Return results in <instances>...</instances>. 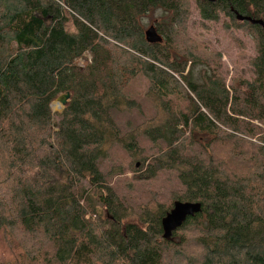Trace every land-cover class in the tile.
Instances as JSON below:
<instances>
[{
	"label": "trees",
	"instance_id": "1",
	"mask_svg": "<svg viewBox=\"0 0 264 264\" xmlns=\"http://www.w3.org/2000/svg\"><path fill=\"white\" fill-rule=\"evenodd\" d=\"M192 5L200 27L223 15L252 34L238 86L185 35ZM235 12L264 22V0H0V240L48 245L58 264H165L197 230L201 264H264V29ZM154 13L160 44L145 37ZM141 80L162 118L139 134L166 147L150 177L177 172L176 201L202 204L170 241L173 205L133 221L100 169L127 138L113 114L138 106L127 91Z\"/></svg>",
	"mask_w": 264,
	"mask_h": 264
},
{
	"label": "rangeland",
	"instance_id": "2",
	"mask_svg": "<svg viewBox=\"0 0 264 264\" xmlns=\"http://www.w3.org/2000/svg\"><path fill=\"white\" fill-rule=\"evenodd\" d=\"M191 13L185 35L191 41H197L205 56L221 65V81L223 82V73L228 86L235 81L238 86L239 80L249 78L250 62L257 56V44L245 26L238 23L236 25L222 15L220 22L207 23L203 28L198 24L199 12L194 5H192ZM67 16L71 19L68 12ZM159 17L157 13L149 15L146 19L148 30L156 24ZM85 58L79 62L82 69L86 60L90 61L88 55ZM147 91L148 85L145 80L138 81L129 87L127 95L135 98L138 106L133 110H127L124 107L123 110L113 114V119L122 136L127 138L124 143H114L108 152L107 159L100 163V169L106 175L107 182L119 196L124 207L128 208L133 221H138L142 213L154 212L160 205L169 208L184 191L175 171H161L156 177H150L151 165L155 157L159 156L166 147L163 144L154 145L145 139L142 133L139 134V131L144 130L149 123L159 122L162 118V113ZM56 104H58L57 101L51 105L55 116L64 110L63 107L55 108ZM181 106L186 108L187 104ZM187 235L190 242L184 247V254L173 249L165 264H201L203 250L196 241L198 232L197 230L188 232ZM26 251L30 258L35 255V258H32L33 262L58 264L53 261L52 249L48 245L28 244L24 251L22 247H9L5 241L0 240V257L6 263L12 261L14 264H29L31 261L26 259Z\"/></svg>",
	"mask_w": 264,
	"mask_h": 264
},
{
	"label": "water",
	"instance_id": "3",
	"mask_svg": "<svg viewBox=\"0 0 264 264\" xmlns=\"http://www.w3.org/2000/svg\"><path fill=\"white\" fill-rule=\"evenodd\" d=\"M210 2H216L217 0H208ZM236 18L239 22H249L252 25L261 26L264 29V22L261 20H255L248 16L240 15L235 12ZM145 37L149 43L160 44L162 43V37L157 33L155 27H151L146 31ZM70 93L61 95L57 102L63 109L66 107L67 103L70 101ZM202 212L201 203H190L176 201L173 203L172 209L166 214L162 220L163 229V239L170 241L173 238L174 233L180 229L189 218H193Z\"/></svg>",
	"mask_w": 264,
	"mask_h": 264
},
{
	"label": "bare ground",
	"instance_id": "4",
	"mask_svg": "<svg viewBox=\"0 0 264 264\" xmlns=\"http://www.w3.org/2000/svg\"><path fill=\"white\" fill-rule=\"evenodd\" d=\"M55 108L60 109L61 108V105L56 104V107Z\"/></svg>",
	"mask_w": 264,
	"mask_h": 264
}]
</instances>
